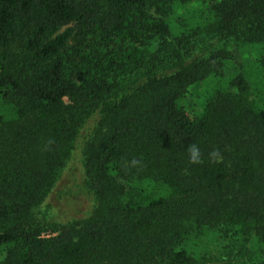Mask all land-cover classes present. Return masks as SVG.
Returning a JSON list of instances; mask_svg holds the SVG:
<instances>
[{
	"label": "trees",
	"instance_id": "obj_1",
	"mask_svg": "<svg viewBox=\"0 0 264 264\" xmlns=\"http://www.w3.org/2000/svg\"><path fill=\"white\" fill-rule=\"evenodd\" d=\"M0 264H264V0H0Z\"/></svg>",
	"mask_w": 264,
	"mask_h": 264
},
{
	"label": "rangeland",
	"instance_id": "obj_2",
	"mask_svg": "<svg viewBox=\"0 0 264 264\" xmlns=\"http://www.w3.org/2000/svg\"><path fill=\"white\" fill-rule=\"evenodd\" d=\"M254 54L243 55V63L254 58ZM199 97V95L197 96ZM197 97L194 101H197ZM84 185V156L80 144L64 170L52 195L48 199L51 212L59 221H69L84 217L92 206L90 197L81 189ZM82 191V192H81Z\"/></svg>",
	"mask_w": 264,
	"mask_h": 264
},
{
	"label": "clouds",
	"instance_id": "obj_3",
	"mask_svg": "<svg viewBox=\"0 0 264 264\" xmlns=\"http://www.w3.org/2000/svg\"><path fill=\"white\" fill-rule=\"evenodd\" d=\"M52 143H54V141L49 140L47 142V146H50ZM187 155H188V163L191 165H198L204 162L203 160V154L199 148V146L195 143L189 144L187 147ZM208 158L210 162H214V163H221L223 162V156L220 153L219 149H213L209 154H208ZM140 161L133 158L130 161V166L131 167H137L140 165Z\"/></svg>",
	"mask_w": 264,
	"mask_h": 264
}]
</instances>
